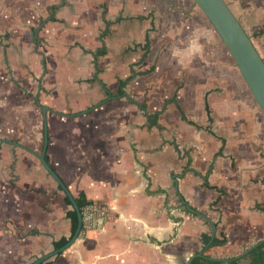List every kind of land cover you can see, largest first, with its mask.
<instances>
[{"label":"crops","instance_id":"obj_1","mask_svg":"<svg viewBox=\"0 0 264 264\" xmlns=\"http://www.w3.org/2000/svg\"><path fill=\"white\" fill-rule=\"evenodd\" d=\"M225 1L264 60V0ZM36 5L43 34L0 36L11 76L1 75L0 123L20 122V93L48 106L46 161L73 197L107 209L49 264H186L201 251L249 264L264 242V114L195 3ZM132 70L128 97L116 96ZM42 126L39 150L0 129L29 149L0 142V264H28L71 235L73 208L33 154Z\"/></svg>","mask_w":264,"mask_h":264},{"label":"water","instance_id":"obj_2","mask_svg":"<svg viewBox=\"0 0 264 264\" xmlns=\"http://www.w3.org/2000/svg\"><path fill=\"white\" fill-rule=\"evenodd\" d=\"M192 1L204 14V16L207 18V20L215 30L216 34L219 36L222 44L228 51L233 60V63L237 67L242 79L244 80L255 103L264 114V60L258 53L249 35L244 30L239 20L225 0ZM35 102L39 106L42 114L43 142L40 153H32L37 157L45 171L52 177V179L58 184V186L69 199L71 206L76 213L77 222L73 234L69 237L66 243L58 248L42 254L41 256L33 259L28 264H41L43 261H46L66 250L78 237L82 224L80 208L75 202L73 195L45 159V151L47 147L46 112L51 111V109L44 104H40L37 99L35 100ZM0 142L14 144L17 146H21L26 150H29L26 146L18 142L2 137H0ZM195 257L206 256L203 255L202 251L195 252L187 259L186 264H190Z\"/></svg>","mask_w":264,"mask_h":264},{"label":"rangeland","instance_id":"obj_3","mask_svg":"<svg viewBox=\"0 0 264 264\" xmlns=\"http://www.w3.org/2000/svg\"><path fill=\"white\" fill-rule=\"evenodd\" d=\"M33 1L36 0H0V14L2 13L1 10L3 9L5 11L4 13L6 14L3 18L1 17L2 19H0L4 22L0 24V36L7 34L8 37H13L21 34V32L26 33V35H29V32L34 31L35 28H38V30L35 32L37 36L39 35V31L41 34L45 32L43 31V24H40L45 15L42 16V14L40 13L41 9H39V5L31 6ZM38 1L44 2V0ZM2 2L4 3V5ZM0 58H2L1 53ZM0 63H2V65L0 64V81H3L1 79L2 75L5 79L7 78V81H5L6 83L10 82L11 76L9 72H7V67H9V64L5 65L2 59H0ZM8 94L7 97H9ZM12 101L14 103L19 102L20 104V122L17 124L11 122L4 124L3 122H1L0 129L1 127L6 125L8 127L12 126L14 128L13 133L4 134H6L8 137L12 136L13 139L17 140L22 144L24 143L25 145L27 143L34 144L36 142V144L38 143L37 149L39 150L40 139L35 140L34 136H39L40 129L42 126L40 109L36 105H34L32 99L27 98L26 100L22 93H20L17 98L14 97V100ZM4 134L0 132V137H4Z\"/></svg>","mask_w":264,"mask_h":264},{"label":"trees","instance_id":"obj_4","mask_svg":"<svg viewBox=\"0 0 264 264\" xmlns=\"http://www.w3.org/2000/svg\"><path fill=\"white\" fill-rule=\"evenodd\" d=\"M149 41L146 40L145 43L141 46L140 44H137V46H140L143 50V53L141 55L140 59H143L144 57H146L148 51H149ZM104 49H100L98 51V53H103ZM139 72H136L134 70H132V74L130 76H128L126 79H122L119 80V89L116 92V96L119 97H123V96H127V94L124 91V87L127 84L128 81H130L132 79V77H134V75H138ZM19 86V85H18ZM20 87V86H19ZM28 96H31V94H27ZM129 99V98H128ZM131 101H134L131 99ZM140 108H144V106H139ZM206 111L208 112V107H206ZM181 115L183 117V119H185V115L184 113L181 112ZM148 120L150 123H154L155 119L157 117V113L156 114H149L148 116ZM193 123V122H192ZM42 145V144H41ZM65 200L67 202V204H71L69 199L65 196ZM75 202L77 203L78 207L81 209L83 207V205L87 202L86 199L83 197L82 193H79L77 196L74 197ZM260 207V209H262L264 211V205L263 206H258ZM67 216L70 218L71 220V235L73 234L75 228H76V213L74 211V209H70L67 212ZM70 235V236H71ZM69 238H65V237H61L57 242H54L53 247L58 248L60 246H62L64 243H66V241ZM226 241V238L224 236H222V238L220 239H214L212 243L214 244H222ZM60 254V253H59ZM249 254L252 255V259L250 261L249 264H264V242H260L258 244L255 245V247L253 249H251L249 251ZM240 258H234L232 260H230L229 264H239L238 260ZM50 260H46L43 261L41 264H49ZM190 264H220L219 260H213L210 259L208 257H195Z\"/></svg>","mask_w":264,"mask_h":264},{"label":"built area","instance_id":"obj_5","mask_svg":"<svg viewBox=\"0 0 264 264\" xmlns=\"http://www.w3.org/2000/svg\"><path fill=\"white\" fill-rule=\"evenodd\" d=\"M80 212L82 224L79 235L81 236L89 230L96 229L107 216V209L93 201H87L80 209Z\"/></svg>","mask_w":264,"mask_h":264}]
</instances>
